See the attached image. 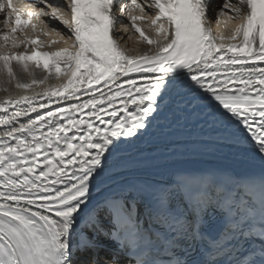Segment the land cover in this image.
<instances>
[{
    "label": "snow or ice",
    "instance_id": "snow-or-ice-1",
    "mask_svg": "<svg viewBox=\"0 0 264 264\" xmlns=\"http://www.w3.org/2000/svg\"><path fill=\"white\" fill-rule=\"evenodd\" d=\"M210 11L208 0H0L8 85L61 81L0 103V264H264V0H225L227 36ZM117 12L149 50L121 47ZM37 30L65 46L40 51ZM177 111L245 144L250 169L183 164L198 153L163 133Z\"/></svg>",
    "mask_w": 264,
    "mask_h": 264
},
{
    "label": "bare ground",
    "instance_id": "bare-ground-1",
    "mask_svg": "<svg viewBox=\"0 0 264 264\" xmlns=\"http://www.w3.org/2000/svg\"><path fill=\"white\" fill-rule=\"evenodd\" d=\"M208 2H209L210 10H211L210 11V14H212L213 13L212 11L215 10V9H217L219 7L218 6L219 0H208ZM232 2H235V0H232ZM224 10L226 11V9H224ZM45 19H47V18H45ZM117 19L120 20V21H123L124 22L123 24H126V25H123V24L122 25H118V27L124 26L127 31L125 29L124 30L129 35H131V39H130L131 44H129V42H127V40H126V43L124 45H122L121 47H123L126 50H128L130 55H139V54H141V53L149 50L150 46L146 42H144L143 39L139 36V34L136 33L135 30L130 26V21H128L127 18L123 19V18L117 16ZM52 24H55V23L52 22ZM141 24H144V25H142L140 27L143 28L144 31L147 34H149L151 36H154V33L152 32V30L149 27V25H148L147 22H145V21L144 22H139V25H141ZM49 26L51 27L52 25H49ZM212 26L215 29H217L216 28V25H215V22H212ZM60 27L63 28L62 25H60ZM216 31L219 33V30H216ZM49 48L50 47H47V48L43 49V51H51V50H49ZM23 50L24 49H23V46H22L20 48L19 52L20 51H23ZM31 51H32V49L29 50V53ZM32 67H33V72H35L37 70H40V69H35L34 66H32ZM13 69H14V71L17 74V78L19 80H21L22 82H30L31 81V78L32 77H30L28 74L22 72L20 66H18L16 64H13ZM34 75H35V78L36 79H42L46 74L43 75V76H40V77L37 76L35 73H34ZM3 79L5 81H3ZM7 81H8V77H7L6 73H0V89H3L4 87H8L9 88V91L8 92H5L3 90H0V103H2L3 101H5L9 96H11V98H13V99H15L19 95H29V96H31V95L34 94V92L42 93L50 85H55V84L61 83V81L56 80L54 77H50L48 83H46L45 85H43V86H41L39 88L34 89V91H29L27 93H23L19 89H16L15 86L8 85ZM53 107L54 108L55 107H59V105H55L54 104ZM9 111L10 112L11 111H15V109H10ZM44 111H47V110H44ZM35 115L36 114L33 113V116H35ZM0 116H3V114L0 113ZM2 130H3V126H0V131H2Z\"/></svg>",
    "mask_w": 264,
    "mask_h": 264
},
{
    "label": "rangeland",
    "instance_id": "rangeland-1",
    "mask_svg": "<svg viewBox=\"0 0 264 264\" xmlns=\"http://www.w3.org/2000/svg\"><path fill=\"white\" fill-rule=\"evenodd\" d=\"M128 2H130V0L128 1ZM138 2H140V3H145V0H138ZM225 3V0H219V4H218V6H221V5H223ZM218 11H219V7L217 8V11H215V25H216V28H217V30H219V33L220 32H222V31H224L223 33L227 36V35H229L230 34V32H231V30H232V27H233V24H234V21L233 20H231V19H229V16L228 15H223V16H217V13H218ZM225 11V10H224ZM225 12H228V10L226 9V11ZM134 14H137V15H139V14H141V13H139V11L137 10V12L136 13H134ZM122 15H124V17H127V15L126 14H122ZM217 19L219 20V24L216 22L217 21ZM127 20L129 21V19H128V17H127ZM213 20H214V18H213ZM145 22H147V21H145ZM138 23H139V21H138ZM148 23V22H147ZM124 25H126V24H124ZM142 25H144V24H141L140 26H142ZM123 28H120L119 27V29H118V33H117V36H122L123 37V39H121L120 40V45H124L125 43H126V40H127V42H129V44H131V42H130V39H128V37L130 36L131 37V35H129L126 31V28L124 27V26H122ZM126 31H125V30ZM221 30V31H220ZM29 34H33V35H35V34H38V36H39V38H42V41H45L46 43H45V46H47V43H49L50 42V40L51 39H56V40H59L60 39V37H58V36H56L55 35V33H53L52 34V36L51 37H49V36H45V35H42L40 32H39V30H37V32H35V33H32V32H29ZM128 44V43H127ZM62 46H65V45H63L62 43L61 44H58V45H52L50 48H49V50H51V51H55V50H57L59 47H62ZM10 47V46H9ZM20 49V48H19ZM19 49H11V51H13V52H19ZM37 76H43V75H45L46 73H44L42 70H37V71H35L34 72ZM3 81H5L4 79H3ZM54 84V83H53ZM12 86H15V81H13L12 82V84H11Z\"/></svg>",
    "mask_w": 264,
    "mask_h": 264
}]
</instances>
